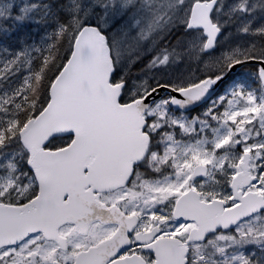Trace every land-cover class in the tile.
I'll return each instance as SVG.
<instances>
[{
    "label": "snow or ice",
    "instance_id": "obj_1",
    "mask_svg": "<svg viewBox=\"0 0 264 264\" xmlns=\"http://www.w3.org/2000/svg\"><path fill=\"white\" fill-rule=\"evenodd\" d=\"M33 25L0 45V264H264V0H0V39Z\"/></svg>",
    "mask_w": 264,
    "mask_h": 264
},
{
    "label": "trees",
    "instance_id": "obj_2",
    "mask_svg": "<svg viewBox=\"0 0 264 264\" xmlns=\"http://www.w3.org/2000/svg\"><path fill=\"white\" fill-rule=\"evenodd\" d=\"M34 28L30 27V28H25L24 30H22L21 32L13 35L11 38H6V39H1L0 43L1 45H8L9 47H18L17 44V37L20 35H24L29 37V42L31 41V38L33 37V32H34Z\"/></svg>",
    "mask_w": 264,
    "mask_h": 264
},
{
    "label": "rangeland",
    "instance_id": "obj_3",
    "mask_svg": "<svg viewBox=\"0 0 264 264\" xmlns=\"http://www.w3.org/2000/svg\"><path fill=\"white\" fill-rule=\"evenodd\" d=\"M31 27L35 29L34 32H33V37L31 38V41L32 40H36L38 42L39 38H40V35H41V30L37 29L35 25H33ZM0 45H1V43H0ZM145 59H147V57Z\"/></svg>",
    "mask_w": 264,
    "mask_h": 264
}]
</instances>
